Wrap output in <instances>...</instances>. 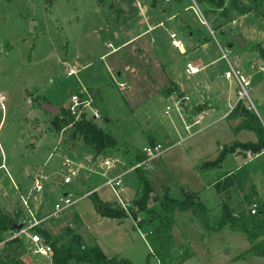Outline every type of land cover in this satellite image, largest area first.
I'll list each match as a JSON object with an SVG mask.
<instances>
[{"label":"rangeland","instance_id":"rangeland-1","mask_svg":"<svg viewBox=\"0 0 264 264\" xmlns=\"http://www.w3.org/2000/svg\"><path fill=\"white\" fill-rule=\"evenodd\" d=\"M189 1L191 4H194L193 1L198 4L216 33V38L225 48L226 42H230L232 30L228 29L226 36H222L219 32L223 28H218L219 21L213 18L210 13L212 11H207L211 7L199 4L198 0ZM112 3V0H0V205L10 212L20 208L23 219L29 214L21 199L22 190L19 186L25 189L23 195L27 198L29 184H32L31 177L42 171L46 176L42 194L43 208L53 210L56 198L63 189L70 191L76 198L80 197V192L89 189V186L83 188L78 179L70 185L62 183L67 174L65 160L69 159L78 166V163L86 162L90 155H95L83 141L72 136L73 126L54 129L55 116L35 102L37 96L46 98L47 102L67 112L74 92L86 95L88 90L91 93L98 91L102 97L95 96L102 115L98 124L116 138L118 146L113 153L117 157L122 156L121 151L130 150L131 156L136 158L145 147L156 145L151 141L149 144L147 135H150L164 145V151L152 157L149 164L154 169H159L157 175L149 176L157 194L164 196V186L172 187L171 195L181 198L184 196L183 189L189 188V184L194 181L189 174L188 165L182 163L181 158L176 157L174 161L165 163L163 153L168 147L165 133L170 139L173 136L171 120L177 116L181 121V117L172 102L157 98L159 93L155 87H163V82H157L154 87L149 79L144 81L143 75H135L139 59L129 51L131 46L127 48L128 53L121 50L103 60L99 59L101 54L112 50L111 45H121L128 39L123 32L130 29V20L135 24L131 18L124 17L118 21L112 17ZM118 4L120 9L135 10L133 0H118ZM180 8L183 10L184 6L180 5ZM182 16L191 18L196 27L204 29L193 10H187ZM249 21L253 23L252 27L260 25L264 28L262 21H257L254 16ZM116 34H120L119 39L115 37ZM215 46L218 49L217 44ZM220 55L222 56L221 52ZM65 64L70 69H75L77 74L68 76ZM86 64L90 66L84 70ZM161 69L160 67V72ZM118 71L122 72L121 76H118ZM144 71L150 72L146 68ZM157 75L159 76L158 72L153 70L152 76L159 80ZM120 83H126L127 87L121 90ZM92 106H96L93 101ZM167 106L170 109L167 110ZM166 110L168 114L165 113ZM88 115L92 118L93 111H89ZM108 118L110 121L106 122ZM161 157L163 158L157 160ZM227 169L228 163L224 171L218 170L214 176ZM248 169L261 189L260 201L253 197L251 202H258L264 208V155L259 160L250 162ZM135 175L132 173L128 180L134 190L138 183ZM250 187L248 181L244 190L235 189L239 193L237 200H241L239 204L243 208L249 207V200L245 199L244 192L249 193ZM214 192L213 189L204 191L202 197L212 213L216 214L219 212L220 202ZM232 192V189L228 191L225 199L231 197ZM35 195L36 193L33 194ZM32 200H28L30 205ZM90 201L93 203L91 198ZM88 202L85 199L71 210L83 215L84 221L89 224L93 222V217L90 207L86 205ZM94 209L97 211L95 205ZM71 210L65 213H70ZM65 213L56 218L59 219L57 226L50 221L47 223V227H51L56 235L53 236L55 238L63 239L69 228ZM227 231L235 233L229 229ZM129 233L131 237L125 242L119 241L116 233H109L111 243L117 251L112 250L114 253L111 257L103 251L105 255L110 259L128 260L132 264H159L157 258L150 255L152 250L140 233L134 229ZM202 234L193 232L190 243L184 237L180 240L183 247L181 253H185L188 246L191 252L190 257L180 264H264V257L251 255L245 260L235 261L236 255L241 252H236L233 243L225 239L226 236L220 233ZM241 235L247 238L246 235ZM10 236V232L0 234V241ZM29 247L24 238L8 241L0 248V264H45L46 259L33 255Z\"/></svg>","mask_w":264,"mask_h":264},{"label":"crops","instance_id":"crops-1","mask_svg":"<svg viewBox=\"0 0 264 264\" xmlns=\"http://www.w3.org/2000/svg\"><path fill=\"white\" fill-rule=\"evenodd\" d=\"M114 1L116 0H112V2ZM180 5L184 6L183 10L180 8ZM133 6L135 10H129L127 8L121 9L123 13L119 18H117L116 13L111 10L112 17L117 18L118 21L127 17L128 19L131 18L135 24L130 20L128 22V26L129 23L131 25L129 27L130 29L126 31L124 30L125 32H123V35L127 36L128 39L121 45H111L112 50L101 54L99 59L103 60L108 55L120 52L121 50L127 52V48L131 46L132 48L129 49V51L131 53L133 52L139 59L136 66L137 69L134 71L135 75H143L144 81L146 82L147 79H149L150 83H153L154 87L156 83L160 81L163 82V87H169L170 85L175 84L178 90L182 93L181 96L179 95V92L163 94V87H155L156 91L159 93L157 94V98L172 102L174 104V108L177 112H179L181 117V121L177 118V116H174L171 120L173 136L168 139L169 135L165 133L164 137L168 147L166 148V152L163 154L164 159L166 160L165 163L168 161H174L177 157L182 159V163H186L188 165L189 174L193 177L194 181L189 184V188L183 189V193H196L198 198L206 205L202 197L203 192L213 189L220 202L218 205L220 211L222 196L216 190V183L218 181H223L233 173L246 167L249 173V182L256 190L255 198L260 201L259 193L261 192V189L255 181L253 175H251L248 166L250 162L259 160L260 157L264 155V151L257 155L250 152L232 153L226 157L222 168L213 170L198 169V167L202 166L205 162L216 160L224 146H231L236 142L246 144L258 141L256 134L251 130L244 129L239 132L236 131V128L243 121L242 117L239 116L230 118V113H232L239 103L237 99L238 87L235 80H229L224 77V72L227 69V63L221 58L218 43L222 46L224 45L218 38H216L215 33L214 40L218 49L216 48V44L214 40H212L213 37L209 30L211 27L208 21L207 24L209 27L204 25L198 18L200 25L204 27V29H202L201 27H196L191 18L182 16L187 10H193V4H191L189 0L182 1L179 4L173 1L166 2L165 0H159L157 4H153L152 0H133ZM252 16H254L257 21H262L261 23L264 24V15L258 16L254 13H249L247 15L236 17L232 22L225 25V27H221L223 29L219 33L222 36H226L227 30H232V33L230 34V42H226L225 44L226 48L230 49L232 60L236 66H238L242 73L251 80L250 96L255 108L252 111L258 115L264 124V70L259 69L261 64L264 65V60L260 58L258 52L251 49V47L255 44H261L264 48V28L260 27V25L258 27L257 24H255L257 25V28L252 27L251 24L253 23H250L249 21ZM213 18L216 19V16ZM161 23L163 25H160ZM171 31L178 32L181 38L185 40V50H177L171 46L169 41V34ZM240 36L244 38L246 42L245 47H243L237 39ZM115 37L119 39L120 34H116ZM188 61H193L202 67L201 73L194 76H187L184 69ZM65 66L66 68L67 66L69 67L68 64H65ZM89 66L90 64H86L83 69L86 70ZM160 67L162 68V74L160 72ZM128 68L129 67L127 66L126 69ZM145 68L150 70V72L146 73L144 71ZM84 70H82V72ZM153 70L158 72L159 76L157 75V78L159 80L154 79L152 76ZM121 75L122 72L118 71V76ZM75 93L77 92H74L73 94ZM96 95L99 98H102L98 91L91 93L89 90L86 95H82V98L84 100L95 102L96 106L89 108L88 112L96 111L99 114V118L95 119L98 124V120L102 119V115L98 110L99 105L95 100ZM243 104L247 107L246 103ZM168 108L170 109L169 106H167V110ZM167 110L165 113L168 114ZM198 119L199 123H196ZM109 121V118L106 119V122ZM150 123L151 122L149 121L148 124ZM101 128L104 129L103 127ZM61 133L64 135L63 130ZM147 136L149 144H162L152 136ZM78 140L82 141L81 139ZM73 147L76 146L73 145ZM121 154V157H117L113 151H110L107 154L116 156L121 162L115 168L110 170H107L106 167L103 166L101 163V157H94V154L90 155L86 162L83 161L78 163L77 167L80 169V176L78 180L82 184L81 186L83 188H87V186H89L87 191L79 193L81 199L78 204L82 203L85 199L89 200L86 205L87 207H90L92 211L93 222H90L89 224L88 222H85L83 215L81 216L79 212L71 210L74 206L69 208L71 210L70 213H65L69 209L64 212L67 216L66 221L69 228L74 229L77 233L81 234L87 241L96 240L109 257H111V254L114 253L112 250H116L114 245L111 243L109 233H116L119 241L125 242L129 241V238L131 237V233H129V231L131 232L132 229H134L140 233L142 239L147 243L144 234L152 232L155 227L154 225L139 228L136 222L130 217L125 219L103 217L94 209V205L90 201L89 195L91 193H95L103 202L117 204L112 191L110 188L105 186V182L109 178L124 174L125 168L137 159V156L136 158L131 156L132 153L130 150L121 151ZM162 158L163 157L157 158V160ZM227 163L229 164V169L222 174L214 176L218 170L224 171V167ZM170 165L172 167V164ZM167 167L168 166L166 165V168ZM174 167L177 168L178 166L174 165ZM147 170L149 172L148 176L150 177L159 173L157 172L159 169L156 170L150 165ZM132 173L135 175V172H127L123 175V182L126 189L124 199L131 205L133 204L134 199L142 193L139 183H137L136 190L132 189L131 182L129 183L128 181L130 180ZM41 175L44 176L42 171L36 172L35 175L31 177L32 184L34 178ZM44 177L46 178V176ZM32 184H29V192L32 188ZM19 188L22 190V193L20 194L22 199V196L26 197L23 195V191L25 192V189L21 186H19ZM152 188L154 189L153 186ZM164 188L168 189V194L172 198L182 199L184 197H173V195H171L173 188L165 186ZM232 191L231 202L233 207L236 208L238 206L243 208L242 204H239L241 200H237L239 193L235 191V188H233ZM68 193L71 192L63 189L56 200L60 196ZM247 193L248 192H244V195ZM33 194L34 193H32L28 198L29 201L30 199H33L32 205L29 203L28 208L24 207L26 208V211L30 210L37 218L45 219L46 216L52 212V209L43 208V192L36 194L35 196H33ZM164 196H159L154 189V192L152 193L153 199L150 202L149 207L159 209ZM206 207L208 208L207 205ZM218 213H212V215L215 216ZM57 220L59 219H56V222L53 221V219H45L38 226V228L46 230L52 236H56L50 229L51 227H47V223L50 221L57 226ZM76 224L78 227H76ZM73 225L75 227H73ZM173 232L179 247L182 246L180 240H182L183 237L189 242L193 232H199L201 234L205 233L202 226L195 220L191 211H180L176 213V223ZM220 235L226 236L225 239L227 242L231 241L236 252H241L240 255L252 247L247 238H244L241 233H229L226 229L220 232ZM180 251L182 252V249ZM237 256H239V254L236 255V257Z\"/></svg>","mask_w":264,"mask_h":264},{"label":"trees","instance_id":"trees-1","mask_svg":"<svg viewBox=\"0 0 264 264\" xmlns=\"http://www.w3.org/2000/svg\"><path fill=\"white\" fill-rule=\"evenodd\" d=\"M152 1L153 4L159 2V0ZM171 1L180 3L185 0ZM198 3L211 7L207 11H212L210 12L212 16H216V21H219L218 28L232 22L236 17L249 13L258 16L264 15V0H198ZM110 9L116 13L117 18L123 13L117 0L112 3ZM7 47L10 48V45H7ZM251 49L258 52L260 58L264 60V48L261 44H255ZM174 92H179V95H182L175 84L162 89L163 94ZM41 101L47 102V99L42 96L35 98V102L39 106ZM239 116L243 118V121L236 128V131L251 130L256 134L258 141L246 144L236 142L231 146H224L216 160L205 162L198 169L213 170L222 168L226 157L232 153L250 152L257 155L264 151V124L258 115L248 109L242 102H239L230 113V118ZM67 125L73 126L72 136L74 138L81 139L86 146L93 149L94 157L107 155L110 151L117 149L116 138L107 133L93 118L86 114L75 120L73 116L61 110V113L54 117L53 127L55 130H61ZM144 159V154L139 153L137 155V161ZM135 174L142 193L134 199L132 207L128 210L123 209L116 203L103 202L95 193H91L89 197L92 199L98 213L103 217L113 219L130 217L139 228L155 225L152 232L147 234L146 240L152 250L150 255L157 258L159 264H180L191 255L190 246L186 248L185 253H181L180 250L183 247L178 246L174 236L176 213L180 211H191L195 220L209 234L220 233L229 229L235 233L246 235L252 247L237 256L235 261L244 260L250 255L264 257V208L260 206L257 214H251L249 210L252 204L251 199L256 196L255 187L251 184L249 193L245 195V199L249 200L248 208H234L231 197L228 196L225 199V194L233 188L244 190L245 184L249 181V173L246 167L216 183V190L222 196V202L220 211L215 216L212 215L210 209L198 198L196 193L186 192L182 199H175L169 196L167 188H165V196L160 203V208H150L149 204L153 199L154 189L149 181V172L147 169L139 168L135 171ZM22 219L23 212L20 208L10 212L0 205V234L16 230ZM36 231L43 235L45 240L53 247L52 264H132L128 260L108 258L95 241H87L74 229L68 228L63 239L55 238L41 228H36Z\"/></svg>","mask_w":264,"mask_h":264},{"label":"built area","instance_id":"built-area-1","mask_svg":"<svg viewBox=\"0 0 264 264\" xmlns=\"http://www.w3.org/2000/svg\"><path fill=\"white\" fill-rule=\"evenodd\" d=\"M166 2H171V0H165ZM194 4L192 6V9L198 16L199 20L206 26L207 20L201 11L198 4L193 1ZM160 25H163L162 23ZM209 27V26H208ZM210 33L213 38H215V32L213 29L209 28ZM169 41L173 48L177 50H185L186 48V42L181 38L178 32L171 31L169 34ZM220 52L222 54L221 58L226 61L227 63V69L224 72V77L229 80H235L237 82V99L238 102L246 103L247 108L250 110H254V104L251 100L250 96V88H251V80L242 73L240 68L236 66L234 61L230 59L231 51L229 48H224L221 44L218 43ZM260 70H264V65L259 66ZM185 73L188 76H194L202 71V67H200L198 64H196L193 61H188L185 65L184 69ZM67 74L68 76H74L77 74V71L74 69H70L67 66ZM119 87L121 90H124L127 87L126 83H120ZM85 91V90H84ZM82 92H77L73 94L69 101V107L67 110V114L70 116H73L75 120L80 119L84 114L88 115V109L91 108V101L90 100H84L82 98ZM3 97H1L2 99ZM169 109V108H168ZM92 118H99V114L96 111H93ZM196 123H199V119L196 121ZM72 126V125H71ZM164 151V145L163 144H156L154 146L145 147L142 154L145 155V159L142 161H135L132 164H129L127 168H125V173L127 172H135L137 169H148L149 163L152 157L161 154ZM98 157H101V163L103 166L106 167L107 170L115 168L118 164H120V160L112 155H100ZM64 166L67 169V174L63 179V184L70 185L73 183L74 180L78 179L80 176V169L69 159H66L64 162ZM124 173V174H125ZM119 175L113 178H109L105 182V186L110 188L112 191L117 204H119L123 209L128 210L132 205L125 201L124 194L126 192L124 182H123V175ZM44 176H37L33 180L32 188L29 192V196L32 193L40 194L44 190V182H45ZM59 179H61L59 177ZM29 196L23 197L22 200L25 205V207L28 208V198ZM80 197L76 198L73 194L68 193L66 195L60 196L56 202L54 203V207L52 212L46 216L45 219H56L58 218L63 212H65L67 209L77 205L80 201ZM260 205L258 202H254L250 205V213L251 214H257L259 211ZM29 216L26 219H22V222L20 225H22L21 229H16L13 231H10V238H7L3 241H0V248L5 245L8 241L24 238L29 243L30 247L29 250L33 255H39L46 259L45 264H52L53 263V256H54V250L53 247L44 239V237L36 231V228L43 222L45 219H39L37 218L30 210L28 211ZM148 234V233H147ZM147 234H144V237L146 238Z\"/></svg>","mask_w":264,"mask_h":264},{"label":"water","instance_id":"water-1","mask_svg":"<svg viewBox=\"0 0 264 264\" xmlns=\"http://www.w3.org/2000/svg\"><path fill=\"white\" fill-rule=\"evenodd\" d=\"M238 41L241 43V45L243 47H245L246 45V42L244 40V38H242L241 36L237 38ZM40 105L42 107V109H44L45 111H47L48 113H50L51 115L53 116H57L61 113V109L59 106H54L48 102H45V101H41L40 102ZM22 228V225H18L17 226V229H21Z\"/></svg>","mask_w":264,"mask_h":264}]
</instances>
